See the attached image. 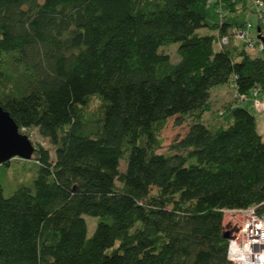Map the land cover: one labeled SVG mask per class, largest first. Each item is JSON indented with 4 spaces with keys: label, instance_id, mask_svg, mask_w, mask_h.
Instances as JSON below:
<instances>
[{
    "label": "trees",
    "instance_id": "16d2710c",
    "mask_svg": "<svg viewBox=\"0 0 264 264\" xmlns=\"http://www.w3.org/2000/svg\"><path fill=\"white\" fill-rule=\"evenodd\" d=\"M252 15L249 0H0V104L54 146L34 144L31 185L0 184V264H233L223 209L264 212V139L245 106L203 117L213 86L264 91V55L219 45ZM177 114L190 130L160 152Z\"/></svg>",
    "mask_w": 264,
    "mask_h": 264
},
{
    "label": "rangeland",
    "instance_id": "374dc122",
    "mask_svg": "<svg viewBox=\"0 0 264 264\" xmlns=\"http://www.w3.org/2000/svg\"><path fill=\"white\" fill-rule=\"evenodd\" d=\"M251 9L252 7L251 0ZM252 21L253 27L249 30L248 38L252 39L251 41H256L257 37V24L258 20L255 14L253 13L252 17L248 21ZM201 34L213 33L212 30L207 28H202L199 30ZM231 42L241 44V42L250 43L248 40L241 38L233 37ZM178 43L172 42L167 43L161 46L160 51L170 55L171 59L174 62L179 60V54L177 52ZM216 47L218 48L219 45ZM248 49L252 54L260 55L261 52L257 51L256 48L248 45ZM211 97V109L204 114L203 120L206 123L212 122L214 118L222 116V111L224 106L228 103H235L236 105H241L249 108L256 116L261 114V111H264V91H259L257 96H254L253 93H249L246 96L245 100H242L240 96L237 95L234 82L231 81L226 84H220L213 86L210 89ZM96 103V102H94ZM193 122V119L186 115H174L167 119V122L164 128L161 130L159 136L163 141V147L160 152L168 153V145L173 142L181 140L190 130V126ZM23 133L27 134L32 142L40 144L43 147L50 150L51 155L54 156V146L50 140L43 136L38 128H31L25 130ZM126 168V161L123 159L120 162V170L123 171ZM36 164L32 159H23L20 157H14L11 159L9 165L0 164V184L3 186V190L6 196L11 195L19 186L21 185H31L35 176H36ZM259 208V206H258ZM260 211V210H259ZM230 212V211H228ZM227 212V213H228ZM261 212V211H260ZM232 213V212H230ZM264 213V212H261ZM226 214V213H225ZM84 218L87 222L88 235H91L94 232L98 218L85 214ZM226 223V220H225ZM232 226V225H228ZM226 228V227H225ZM224 228V229H225Z\"/></svg>",
    "mask_w": 264,
    "mask_h": 264
},
{
    "label": "built area",
    "instance_id": "2783aa9c",
    "mask_svg": "<svg viewBox=\"0 0 264 264\" xmlns=\"http://www.w3.org/2000/svg\"><path fill=\"white\" fill-rule=\"evenodd\" d=\"M251 2L254 7L253 13L258 20V39L251 41L252 39L248 38L249 30L253 27L250 20L243 27L233 28L230 34L220 36L219 45H227L230 43V37H238L248 40L249 46L256 48L264 55V0H251ZM258 92V88L252 90L254 96H257ZM237 95L242 100H245L247 96ZM223 213L224 223L226 220L225 231L230 232L227 248L229 261L233 264H264V213L259 211L258 206L223 209ZM229 224L232 226H228Z\"/></svg>",
    "mask_w": 264,
    "mask_h": 264
},
{
    "label": "water",
    "instance_id": "95a60500",
    "mask_svg": "<svg viewBox=\"0 0 264 264\" xmlns=\"http://www.w3.org/2000/svg\"><path fill=\"white\" fill-rule=\"evenodd\" d=\"M34 152L35 145L32 140L20 131L17 122L0 104V164L16 156L31 159ZM229 235V231H224L225 238H229Z\"/></svg>",
    "mask_w": 264,
    "mask_h": 264
},
{
    "label": "crops",
    "instance_id": "0c3cea01",
    "mask_svg": "<svg viewBox=\"0 0 264 264\" xmlns=\"http://www.w3.org/2000/svg\"><path fill=\"white\" fill-rule=\"evenodd\" d=\"M253 55H255V54H253ZM256 117H257V127H258V130H259L260 134L262 135V137L264 139V111H261V114L257 115Z\"/></svg>",
    "mask_w": 264,
    "mask_h": 264
}]
</instances>
